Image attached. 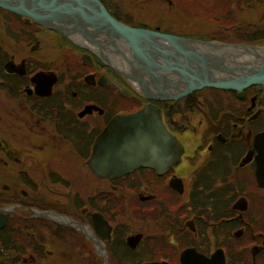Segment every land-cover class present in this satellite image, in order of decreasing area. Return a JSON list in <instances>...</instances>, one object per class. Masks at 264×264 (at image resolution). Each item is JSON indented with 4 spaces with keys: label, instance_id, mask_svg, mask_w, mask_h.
I'll return each instance as SVG.
<instances>
[{
    "label": "flooded vegetation",
    "instance_id": "flooded-vegetation-1",
    "mask_svg": "<svg viewBox=\"0 0 264 264\" xmlns=\"http://www.w3.org/2000/svg\"><path fill=\"white\" fill-rule=\"evenodd\" d=\"M100 1L130 26L191 33L122 7L152 2L182 19L183 0ZM114 67L103 49L0 7V264H264V88L157 103L180 161L98 176V137L149 103ZM189 128L194 143L177 134Z\"/></svg>",
    "mask_w": 264,
    "mask_h": 264
},
{
    "label": "water",
    "instance_id": "water-1",
    "mask_svg": "<svg viewBox=\"0 0 264 264\" xmlns=\"http://www.w3.org/2000/svg\"><path fill=\"white\" fill-rule=\"evenodd\" d=\"M0 7L77 43L103 49L105 62L150 100H176L206 87L238 95L254 85L264 87V45L205 41L132 27L112 16L100 0H0ZM254 145L264 154V131ZM181 152L161 110L148 104L111 121L96 140L88 164L98 176L122 175L138 165L163 171L180 161ZM259 167V183L264 185V160Z\"/></svg>",
    "mask_w": 264,
    "mask_h": 264
},
{
    "label": "rangeland",
    "instance_id": "rangeland-1",
    "mask_svg": "<svg viewBox=\"0 0 264 264\" xmlns=\"http://www.w3.org/2000/svg\"><path fill=\"white\" fill-rule=\"evenodd\" d=\"M183 1L185 2L186 7H182V8H183V11H185L186 13L184 14V18L182 17V19L179 18L178 12H176L175 10L170 11L167 8L159 9L152 2L148 4L136 3L134 4V6L132 3L129 4L126 2L125 3L126 5L122 4V7L124 9H129V12L130 13L132 12L134 16L136 17V19L145 22L149 26H153V25L161 26V27L172 26L176 30H184V31L191 32V33L212 35L218 28L217 24H214V22H212L211 20H208V17L201 16L210 9H214L215 11V8H214L215 6L214 4L211 3L212 0H195L196 4L192 7L187 6L186 0H183ZM213 1H217V0H213ZM242 6H243L242 8L248 9L251 11H249L246 14L245 13L242 14L241 13L242 11H241L240 14L238 15V18H241L244 21L245 20H249V21L253 20L254 22L264 21V7L262 6L261 7H247L245 5H242ZM256 9L257 11H253ZM218 12L220 11L218 10V8H216L215 13L219 14ZM214 16H211V17H214ZM262 25H264V22L263 24H261V26ZM179 117H180L179 115H174V119L176 120V122H178L177 120L179 119ZM170 128L174 129V127L171 125H170ZM190 130L193 131V129L189 128L187 130L186 135L182 134V132L180 131H177V130L176 131L180 139L182 138L185 140L188 139L190 140L191 143H194L196 139L190 133ZM92 187L93 185L89 184V188L92 189Z\"/></svg>",
    "mask_w": 264,
    "mask_h": 264
},
{
    "label": "trees",
    "instance_id": "trees-1",
    "mask_svg": "<svg viewBox=\"0 0 264 264\" xmlns=\"http://www.w3.org/2000/svg\"><path fill=\"white\" fill-rule=\"evenodd\" d=\"M214 6L215 11L216 8H218V10L220 11L218 12L219 14L215 13L214 9H210L207 12L205 10L206 13L201 16L208 17V20H211L212 22H214V24H217V30L212 35L190 33L188 34L189 36L199 37L203 39H217L226 42L264 44V25L261 26L264 21H244L241 18H238V15L241 11L242 14H246L251 11L242 8L243 6L238 0H217ZM253 11H257V9ZM213 91L219 95L224 94V91ZM170 112H172V114L174 113L173 110H171Z\"/></svg>",
    "mask_w": 264,
    "mask_h": 264
}]
</instances>
